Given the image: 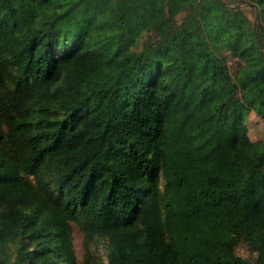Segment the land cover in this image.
Masks as SVG:
<instances>
[{
    "label": "trees",
    "instance_id": "16d2710c",
    "mask_svg": "<svg viewBox=\"0 0 264 264\" xmlns=\"http://www.w3.org/2000/svg\"><path fill=\"white\" fill-rule=\"evenodd\" d=\"M263 34L225 0H0V242L19 264H77L72 224L108 264L264 254L244 124L264 120Z\"/></svg>",
    "mask_w": 264,
    "mask_h": 264
},
{
    "label": "rangeland",
    "instance_id": "374dc122",
    "mask_svg": "<svg viewBox=\"0 0 264 264\" xmlns=\"http://www.w3.org/2000/svg\"><path fill=\"white\" fill-rule=\"evenodd\" d=\"M111 0H87V7L101 4L107 8ZM231 6H239L240 11L253 23L259 24L264 29V21L257 17V10L250 5L240 3V0H225ZM182 16V15H181ZM264 35V34H263ZM146 35L140 38V45L146 40ZM264 42V38L262 39ZM225 58L231 74H235L239 61L226 50L216 51ZM245 131L250 141L254 144V150L257 153L264 154V120L254 110H250L245 118ZM71 238L77 258V264H108L106 254L108 251V242L104 238H95L91 241L84 239L81 231L75 224L71 226ZM235 254L250 264H264V254L261 250H253L245 241H238L235 248ZM36 253L26 254L25 264H35ZM0 263L19 264L17 256V243L14 241L0 242ZM39 264V263H36Z\"/></svg>",
    "mask_w": 264,
    "mask_h": 264
}]
</instances>
